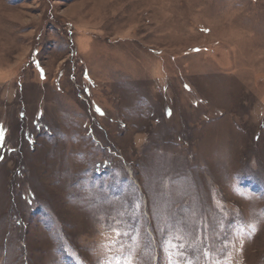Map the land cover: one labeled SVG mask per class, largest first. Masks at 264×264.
<instances>
[{"label": "rangeland", "instance_id": "obj_1", "mask_svg": "<svg viewBox=\"0 0 264 264\" xmlns=\"http://www.w3.org/2000/svg\"><path fill=\"white\" fill-rule=\"evenodd\" d=\"M0 264H264V0H0Z\"/></svg>", "mask_w": 264, "mask_h": 264}]
</instances>
